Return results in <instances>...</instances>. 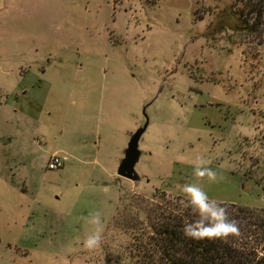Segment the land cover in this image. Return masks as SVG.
I'll list each match as a JSON object with an SVG mask.
<instances>
[{"label": "rangeland", "instance_id": "374dc122", "mask_svg": "<svg viewBox=\"0 0 264 264\" xmlns=\"http://www.w3.org/2000/svg\"><path fill=\"white\" fill-rule=\"evenodd\" d=\"M44 72L62 93L4 91ZM110 97L147 125L113 187L91 173ZM156 191L264 209V0H0V264H128L120 201Z\"/></svg>", "mask_w": 264, "mask_h": 264}, {"label": "trees", "instance_id": "16d2710c", "mask_svg": "<svg viewBox=\"0 0 264 264\" xmlns=\"http://www.w3.org/2000/svg\"><path fill=\"white\" fill-rule=\"evenodd\" d=\"M117 213L128 264H264V209L156 191L124 196Z\"/></svg>", "mask_w": 264, "mask_h": 264}, {"label": "crops", "instance_id": "0c3cea01", "mask_svg": "<svg viewBox=\"0 0 264 264\" xmlns=\"http://www.w3.org/2000/svg\"><path fill=\"white\" fill-rule=\"evenodd\" d=\"M30 73H22L20 75V80L16 84H13L11 90H4L7 95H14L16 101L30 100L33 103H37L40 99H43V95L47 92V95L51 93H60L61 88L56 86H47V79H45V72L42 73V78H38L36 80L34 76L29 75ZM31 76V77H30ZM115 92V91H114ZM4 93V92H3ZM62 93V92H61ZM118 95L122 94V91L119 90L117 92ZM123 97V96H122ZM48 96H45L44 101ZM116 97H110V99H106V110L104 113V118H102V122L100 123L102 136L101 140V149L98 148L94 152L99 153V159L97 160L96 169L93 173L97 176V179L101 185L113 187L114 182L118 181L120 176L118 175V169L125 157V152L128 148L127 142L129 141V137L134 133L137 127V119L136 112L133 111L130 114H127L126 110L129 109V102L124 101V98L120 99L118 106H114V100ZM86 100V99H85ZM105 101V99H103ZM88 101V100H87ZM134 104L137 105V102L134 101ZM134 106H132L133 108ZM132 110V109H131ZM124 123V125H122ZM126 126V127H125ZM126 129V132L123 130ZM126 133V138L124 139V134ZM126 141V143H125ZM77 147L74 146L75 149H83L87 150V144L82 143L81 141ZM82 151V150H81ZM80 154V153H78ZM85 155V153H81ZM53 155H60L59 153H55ZM52 155V156H53ZM51 156V157H52ZM64 158V162H66V157L60 155ZM66 167V165H64ZM122 178V177H121ZM129 180V179H127ZM131 181V180H130Z\"/></svg>", "mask_w": 264, "mask_h": 264}, {"label": "water", "instance_id": "95a60500", "mask_svg": "<svg viewBox=\"0 0 264 264\" xmlns=\"http://www.w3.org/2000/svg\"><path fill=\"white\" fill-rule=\"evenodd\" d=\"M147 129V125L136 131L130 139L128 148L125 152V157L122 160L118 175L122 178L129 179L131 181L137 182L140 180L139 174L136 172V165L138 164L141 151L139 149V141Z\"/></svg>", "mask_w": 264, "mask_h": 264}, {"label": "built area", "instance_id": "2783aa9c", "mask_svg": "<svg viewBox=\"0 0 264 264\" xmlns=\"http://www.w3.org/2000/svg\"><path fill=\"white\" fill-rule=\"evenodd\" d=\"M64 166V158L60 155H53L49 162L47 168L49 170H59Z\"/></svg>", "mask_w": 264, "mask_h": 264}, {"label": "clouds", "instance_id": "9594fccd", "mask_svg": "<svg viewBox=\"0 0 264 264\" xmlns=\"http://www.w3.org/2000/svg\"><path fill=\"white\" fill-rule=\"evenodd\" d=\"M199 174L203 175V173H199ZM208 175L210 177L214 176V174L211 172H209ZM97 222H98V220H97ZM98 242H99V234L97 233L96 235L91 236L85 240V246L92 247V246H95L96 244H98Z\"/></svg>", "mask_w": 264, "mask_h": 264}]
</instances>
